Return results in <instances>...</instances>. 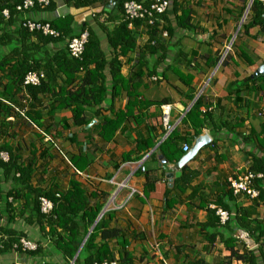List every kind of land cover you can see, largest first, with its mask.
<instances>
[{
	"label": "crops",
	"instance_id": "obj_1",
	"mask_svg": "<svg viewBox=\"0 0 264 264\" xmlns=\"http://www.w3.org/2000/svg\"><path fill=\"white\" fill-rule=\"evenodd\" d=\"M52 1L56 4L54 12L32 10L9 20L0 12V147L4 148L0 150L4 158L0 159L12 161L26 172L23 177L12 173L4 180L0 170L3 198L0 228L13 230L41 247L38 256L9 252L0 256V264L15 261L65 264L44 238L26 201L29 188L45 192L54 189L60 193L69 188L71 179L87 194L97 195L94 201L104 204L103 215L112 214L107 223L121 231L134 264H222L229 252L220 237L209 242L214 231L202 227L206 209L217 207L219 201L231 209L247 212L251 226L259 224L264 228L263 201L242 195L233 196L231 202L225 198L229 191L228 177L248 168L251 153L264 157V150L247 146L241 139L251 129L258 130L259 123L264 121V89H261L264 83L249 79L264 63V34H258L256 27L247 32L241 28L248 14V0H186L183 8L191 13V28H177L173 16L168 14L173 36L160 38L163 42L168 40L166 57L161 62L156 56L145 57L147 27H133L135 50L118 58L119 77L111 78L108 70H104L105 100L85 108L84 119L88 124L81 129L74 127L70 110H51L50 94L39 93L33 99L26 89L13 83L15 68L26 55L34 57V64L39 58L43 64L47 60L46 52L49 55L64 46L54 44L39 50L34 37L23 41L19 33L24 18L51 21L70 14L75 28L87 24L97 32L106 61L112 58V50L92 18L108 0L96 8L79 10L67 7L63 0ZM248 16L250 19L251 13ZM117 19L121 20L118 14ZM116 23L110 22L105 27L111 30ZM231 42L233 50L228 60L216 68L219 53ZM33 62L29 60L30 64ZM145 62L149 68L157 65L156 74L145 75ZM139 72L142 74L138 79ZM187 78H190L189 85H185ZM205 81L208 86L202 97L213 120L197 136L206 134L211 144L200 149L185 166L194 173L188 183L177 181L182 169L169 185L165 177L168 172L159 166L161 155L155 150L165 139L161 130V107L171 105L170 125L180 137L178 147L182 151L184 146L190 148L197 136L182 120L196 100L189 97L195 96ZM59 83L60 80L55 88ZM129 92L138 95L140 104H134L128 97ZM145 101L167 102L145 107ZM205 107L200 108L202 113ZM116 116L120 119L118 129L110 140L104 141L98 130L106 120H116ZM150 135L157 139L156 146L148 153L137 152V142ZM73 160L77 161V169L71 163ZM7 193L12 196L5 200ZM169 203H172L170 208ZM236 232L232 235L234 238ZM237 240V247L241 249V243H245ZM111 246L116 253L114 243ZM245 246L249 250L257 246L264 249V236L254 247Z\"/></svg>",
	"mask_w": 264,
	"mask_h": 264
},
{
	"label": "trees",
	"instance_id": "obj_2",
	"mask_svg": "<svg viewBox=\"0 0 264 264\" xmlns=\"http://www.w3.org/2000/svg\"><path fill=\"white\" fill-rule=\"evenodd\" d=\"M23 1L24 0H0V12L5 9L8 10L7 19L9 20L20 13L16 11V6ZM104 1L105 0H63L67 7H73L77 10L89 9L91 7L96 8L97 5L102 4L101 2ZM124 1L125 0H108V2L102 5L100 11L92 17L95 23L97 22L96 25L101 31V34H104L108 47L112 50L113 55L110 61H106V56L101 47V39L97 32L87 24L80 26L79 29L75 28L74 17L70 14H65L51 21H38L41 23H48L53 30L59 33L58 37H47L40 33H30L20 26L21 32L19 35L23 37V41L30 37H34L38 42V46L36 47L39 48V50L54 44H62L64 46L49 55L48 52H46L45 56L47 60L46 62L43 61V64L40 58L39 62L34 64V57L32 56L30 58V56L26 55L24 60L17 64L15 68L14 85L24 87L23 79L29 72L43 71L45 80L41 81L38 86H27L24 89L31 94L33 99H35L39 93L50 94L53 99L51 103L52 111L70 110L72 114V123L75 128L81 129L87 125L88 123L84 119L85 108L89 105H99L105 100L106 87L104 86V76L102 77V75H104V70H108V74L111 78L119 77L120 65L117 61L118 58L127 56L128 53H132L136 48V40L133 32L127 27V22L122 21V5ZM132 1L147 6L152 0ZM166 1L171 5L167 13L160 17L161 21H157L151 27L144 25L149 32V39L145 43V57L156 56L160 59V62L166 57L165 49L168 40L163 42L158 36L162 31L167 32L166 39L173 36V28L171 27L169 19H167L168 14L173 16L177 28L183 30H190L191 28V13L183 8V4H185L186 0ZM112 2L115 3V7L111 11H108L106 6ZM55 6L56 4L52 0H49L48 5L36 4L32 10L39 12H54ZM249 10L251 17L241 28L247 32L249 28L256 27L258 28V34H264V6L260 1L253 0ZM104 12L108 15V23L117 22L111 30L105 27L107 25L98 22V17ZM115 12L121 16L119 22L117 14H114ZM179 12L180 15H178ZM141 25L143 24L138 20L133 23L135 28ZM84 31L87 32L88 36L83 54L80 59L72 58L67 52L65 41ZM151 41H155L154 45H151ZM29 60H32L33 63L30 64ZM146 64L145 62V75L156 74L155 69L157 65L153 68H149ZM139 69H142V66H139ZM170 69L174 70V67H170ZM141 74L142 72L138 73V79ZM58 80H60V83L57 88H55ZM187 80L188 82H186L185 85H189L190 83V78H187ZM252 81L259 82V78H255ZM262 81L264 83V77ZM261 89H264V86L261 87ZM132 90H135V88H132ZM128 97L134 100L135 105L140 104L138 95L134 92H129ZM194 98V95L189 97L191 100ZM166 102L167 101H145L143 106L148 107L152 104L161 105ZM205 105L206 101L204 98L202 96L198 97L182 120L185 125H188L194 131L195 136L200 133L201 129L204 128L208 122H212L213 120L210 111L207 110L204 113L200 111V108L202 106L205 107ZM119 124V116H116V120H106L105 123L100 126L98 135L104 141L110 140V136L118 129ZM162 127L161 130L164 135ZM241 139L247 146H254V148L263 151L264 121L259 123L258 130H256V128L251 129L248 134L242 135ZM186 140L188 141V139ZM179 141L180 137L178 132L172 130L157 146L156 150L160 151V155L167 163L177 162L182 157L183 151L178 147ZM157 143V139L150 135L137 142L136 151L148 153ZM2 149L4 148L0 147V150ZM152 157H155V154L152 155ZM249 157L250 163L247 170L254 174H262V179L255 181V186L259 189L258 197L252 200H261L264 202V157H258L253 153H251ZM127 159L128 158H124V160ZM136 160H140V157H137ZM71 163L76 169L78 168L77 161L73 160ZM0 170L3 172L4 180L12 173H18L19 176L23 177L25 172L24 168L17 166L16 163L12 161L3 162L1 159ZM193 176L194 173L184 168L181 177L177 181L188 183ZM1 183L2 179L0 178V202L3 199L1 195ZM11 196V193H7L5 200H8V197ZM28 196L26 206L28 208L31 207V216L35 217V221L42 230L44 238L50 241L55 251L62 256L65 264L72 262L77 253L78 255L73 264H134L135 259L128 251V242L121 236V231L118 228L109 227L107 223V219H111L112 214L105 213L95 224L104 204L95 202L94 200L97 195L87 194L75 179L70 180L69 188L64 192L58 193V191L54 189L45 192L29 188ZM233 196L229 188L225 198L231 202ZM41 197L51 201L53 205L48 215L40 211L39 198ZM216 204L219 206L216 208H221L230 214L229 219L222 225L215 214V208L206 209V221L202 227L207 231H214L210 234V243L218 236L229 252V255L224 258L222 264H233V262H239L240 264H264V249L257 246L256 249L249 250L243 243H241L242 248L240 249L237 247L239 241L232 236L237 230H241L250 238H255V244H258L260 238L264 236V228L259 224L251 226L247 219V212L238 208L231 209L228 205H224L219 201ZM171 206L172 203L167 204L168 208ZM219 230L224 233H221ZM0 233L5 236V240L0 244V256L9 252H17L29 256H38L41 253V247L39 245H37L35 251H23L19 245V239L23 236L20 234L17 235L13 230L0 228ZM113 243L115 249H117L116 253L111 246ZM14 246H16V249H14ZM42 264L52 263L44 262Z\"/></svg>",
	"mask_w": 264,
	"mask_h": 264
},
{
	"label": "built area",
	"instance_id": "obj_3",
	"mask_svg": "<svg viewBox=\"0 0 264 264\" xmlns=\"http://www.w3.org/2000/svg\"><path fill=\"white\" fill-rule=\"evenodd\" d=\"M92 1V0H88ZM116 1V0H114ZM262 3L264 6V0H258ZM253 0H248V3L252 4ZM38 5H48L49 0H24L21 4L16 6V11L23 13L30 11L34 8V6ZM170 3L166 0H152L149 5L145 6L141 3L132 1V0H125L122 5L123 9V16L122 21L127 22V27L129 29H132L134 21H141L143 25H147V27L153 26L157 21H161L160 17L167 13V11L170 9ZM115 3H110L107 7L108 11H111L114 9ZM2 14L5 18H8V10H3ZM108 15L106 12L102 13L98 17V22L104 25H108ZM20 26L30 33H40L43 36L47 37H58L59 33L53 30L48 23H41L35 20L24 18L20 22ZM87 32H81L79 35L72 37L70 39H67L65 41V47L67 49V52L70 57L75 59H80L85 44L87 42ZM159 38L166 39L167 38V32L162 31ZM155 41H151V45H154ZM232 42L229 43L226 48L220 53L219 59L217 60V66L222 65L225 56L227 55V52L231 50ZM223 53V54H222ZM216 71V70H215ZM156 80V78H153ZM45 80V74L43 71H32L29 72L23 79V88L27 86H38L41 81ZM208 86V81H205L202 83V85L196 90L195 97L196 99L203 95L204 89ZM210 111L209 109L203 108V113L206 111ZM170 111H171V105H164L161 107V121L163 124V130L165 133V137L173 130V128L170 125ZM21 114H23V111H18ZM188 147L183 148L184 152L188 151ZM0 158H4L3 154H0ZM262 179V174H254L250 171L243 170L240 172L238 170L234 175H231L228 177V186L230 190L232 191V194L234 196L242 195L248 199H255L258 197L259 189L255 186V181ZM40 203V211L43 214L48 215L52 210V203L51 201L47 200L46 198H39ZM1 206V202H0ZM216 212V216L219 219L220 224H224L228 219L230 214L221 209L214 207ZM243 234V233H242ZM244 235V234H243ZM247 237V236H246ZM250 238V237H248ZM5 240V236L0 233V244L2 241ZM241 241V240H240ZM242 242V241H241ZM19 245L21 246L23 251H35L37 249V244L34 242H31L29 240H26L24 238L19 239ZM14 249H16V246H14ZM13 264H23L20 261H15ZM106 264V263H104ZM115 264V263H110Z\"/></svg>",
	"mask_w": 264,
	"mask_h": 264
},
{
	"label": "water",
	"instance_id": "obj_4",
	"mask_svg": "<svg viewBox=\"0 0 264 264\" xmlns=\"http://www.w3.org/2000/svg\"><path fill=\"white\" fill-rule=\"evenodd\" d=\"M250 6H251V3H248L246 7V13L248 12ZM259 76L264 77V63L251 75L249 79L257 78ZM210 144H211V140L206 134L195 137L193 144L188 149V151L185 152L177 162L172 163L171 165L167 163L166 160H164L161 156H159V160H160L159 166L162 167V169L165 172H168L166 173L165 177L168 180L169 185L172 184L174 178L178 177L181 174L182 169H184L185 166L197 156L199 150L205 147H209ZM156 154L160 155V152L156 151ZM103 213L104 211H102L99 214V216L97 217L95 221V224L100 220ZM235 237L241 240L242 242H244L249 248H252L255 245V240L253 238L246 237L240 231L236 232ZM77 255L78 253L75 255L73 261L70 264L74 263V260L76 259Z\"/></svg>",
	"mask_w": 264,
	"mask_h": 264
},
{
	"label": "rangeland",
	"instance_id": "obj_5",
	"mask_svg": "<svg viewBox=\"0 0 264 264\" xmlns=\"http://www.w3.org/2000/svg\"><path fill=\"white\" fill-rule=\"evenodd\" d=\"M247 4H248V2H247ZM249 11H250V10H248V14H247V16L245 17V20H244L243 24H246V23L249 21V16H248V15L250 14ZM243 24H242V25H243ZM232 50H233V47L231 46V50H230L229 52H227V55L225 56L222 65H224V64L226 63V61L228 60V57H229V55H230V53H231ZM219 54H220V53H219ZM222 54H223V53H222ZM217 58L219 59L220 57H217ZM259 83L262 84L263 81H262V80H259Z\"/></svg>",
	"mask_w": 264,
	"mask_h": 264
}]
</instances>
